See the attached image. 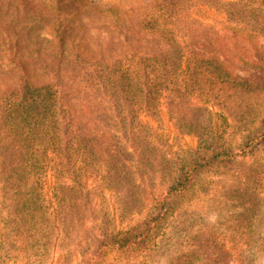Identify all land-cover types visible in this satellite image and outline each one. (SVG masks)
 Listing matches in <instances>:
<instances>
[{"label": "trees", "instance_id": "16d2710c", "mask_svg": "<svg viewBox=\"0 0 264 264\" xmlns=\"http://www.w3.org/2000/svg\"><path fill=\"white\" fill-rule=\"evenodd\" d=\"M186 1L151 0L139 9L140 15L131 17L114 6L90 5L85 0H0V178L11 207L6 224L0 227V264L10 263L15 247L20 256L25 254L24 261L33 239L39 244L47 238L45 244L50 247L59 240V233L53 240L59 216L53 218L55 222L51 220L59 209L46 203L42 169L50 166L66 205L81 195L88 199L77 173L80 163L96 159L110 175L121 176L124 171L119 156L128 149L119 131H125L126 139L132 141L129 151L142 152L139 144L147 150L149 129H143L145 123L135 108L157 109L161 101L170 105L176 125L196 131L200 143L176 166L166 190L147 196L151 208L146 218L100 238L94 255L105 257V247L111 245L126 252L123 264H161L163 257L162 264L230 263L214 255L222 260L217 262L203 243L199 252L186 246L179 253L169 251L166 242L149 241L155 225L170 212L173 199L187 206L197 198L199 181L209 169L218 168L221 175L239 170L238 156L245 157L251 147L264 141V101L259 103L264 77L259 76L263 78L260 83L233 74L218 57V51L223 53L227 47L225 38L219 32L209 35L184 17L181 11ZM258 4L254 18L263 24L264 0ZM186 20L191 25L187 26ZM182 27L192 33L193 47L179 39ZM103 30L106 36L101 37ZM198 48L217 52L209 55ZM258 54L261 64L245 61L263 69L264 55ZM251 100L256 106H245ZM213 102L228 109L232 127L244 123L251 129L257 122L238 149L220 135L211 140L206 137V116L212 114ZM253 191L258 202L249 226L257 221L256 233L264 223V217L257 219L264 198L257 188ZM66 193L72 194L69 199ZM59 207L63 211L61 203ZM252 208L250 205L248 210ZM255 256L253 246L250 251L240 244L233 258L236 264H252ZM81 264L94 262L90 257Z\"/></svg>", "mask_w": 264, "mask_h": 264}, {"label": "rangeland", "instance_id": "374dc122", "mask_svg": "<svg viewBox=\"0 0 264 264\" xmlns=\"http://www.w3.org/2000/svg\"><path fill=\"white\" fill-rule=\"evenodd\" d=\"M85 1L90 5L114 6L125 12L126 16L131 17L140 15L139 9L151 2V0ZM258 6V0H187L181 14L191 18L190 20L197 26L201 25L204 32L209 35L213 32L223 35L227 47L223 49V53L218 51V57L233 74L250 76L262 82L263 78L259 76L264 77V68L250 67L245 61L253 60L261 64L262 61L258 60L257 56H259L258 53L264 55V23L260 24L254 18L259 12ZM90 9H87L88 14ZM84 20L87 21L88 18L85 17ZM186 21L187 26L191 25V22ZM187 34L188 38H186ZM100 36H106V32L103 30ZM179 36L185 45L193 42L194 39L192 33H187L186 28L180 31ZM94 40L92 39L91 42ZM254 42L258 44V53L254 49L256 45ZM193 45V43L190 44L191 47ZM80 50L84 51L83 48ZM198 51H206L209 55L217 52L216 49L205 50L204 48H198ZM261 101H264V94L261 95L259 103ZM160 103L158 110L143 107L140 109V106L135 108L137 116L145 123L143 129H149L150 144L147 150L146 147L144 149V146L138 145L140 143L138 139L136 143L143 151L139 150V153L131 149L129 151L132 141L126 139L125 131H119L123 145L129 151L119 156L122 159L121 169L124 171L121 176L116 173L110 175L106 166L99 164L96 159H90L86 164L80 163L77 173L81 176V188L89 194L88 199L81 195L75 203L66 205V201L63 202L64 199H62L64 196L62 190H57L60 187H56L54 173L50 166L42 169V193L46 203H52L59 209L58 215H52L51 219L55 222L53 218L59 216L57 223L59 229L53 233L54 242L56 237L58 238L57 233H59V240H56L55 247L52 245L53 250L45 244L47 238L39 243L40 249L37 247L39 245L37 240L29 241L30 246L26 249L24 261L25 254L20 256L19 248L15 247L11 252L9 264H81L90 257L94 264H123L121 260L126 252H120L111 245L105 247V257L94 255L99 239L142 222L151 208V205H148L147 196L150 192H164L168 181L176 171V166L185 160L192 149L200 143L198 133L193 130H184L176 125V121L169 112L170 105L164 101ZM228 104L231 106L229 102ZM250 104L256 106L257 102L251 100L245 106H251ZM210 105L213 112L206 116L209 119L206 137L211 140L212 137L220 135L221 140L234 144L238 149L244 136L250 132L253 133L257 122H254L251 129L245 128L244 123L237 124L236 128L232 127L230 126L232 115L228 109L216 102ZM225 116L229 119L225 120ZM127 128L129 130L130 126L128 125ZM144 134L142 131L141 137H144ZM249 151L251 153L249 152L245 157L238 156L241 162L239 170H231L221 175L220 169H209L199 181L197 198L189 202L187 206L173 199L170 212L155 225L149 241L156 244L166 242L165 247L169 251L175 249V252L179 253L183 252L186 246H192L199 252L203 243L205 249L210 248L209 250L213 252L212 256L217 255L222 259L225 257V260L230 262L228 264H236L233 258L234 252L240 244H244L247 250L252 251V246L256 250L252 264H264V223L260 232L256 231V233L253 228L257 221L252 227L249 226L252 215L256 213L254 207L258 202L257 199H253V188H257L259 196L264 198V141L251 147ZM3 184L4 181L0 178V227L6 224L11 210L9 195L6 194ZM71 195L66 193V199H69ZM60 203L62 208L66 205L63 211L60 210ZM250 205L253 207L250 209L251 215L248 210ZM257 211L261 212V215L257 217L259 221L261 217H264V204ZM243 234L246 238H243ZM127 254L131 256L130 250H127ZM16 257L17 260H15ZM213 258H216L217 262H222L216 256ZM249 258L252 259L250 254ZM162 263H164V257L161 260Z\"/></svg>", "mask_w": 264, "mask_h": 264}]
</instances>
